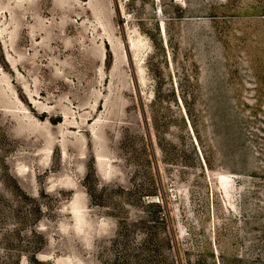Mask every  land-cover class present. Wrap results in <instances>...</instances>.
Returning <instances> with one entry per match:
<instances>
[{
    "label": "rangeland",
    "instance_id": "obj_1",
    "mask_svg": "<svg viewBox=\"0 0 264 264\" xmlns=\"http://www.w3.org/2000/svg\"><path fill=\"white\" fill-rule=\"evenodd\" d=\"M0 264H264V0H0Z\"/></svg>",
    "mask_w": 264,
    "mask_h": 264
}]
</instances>
